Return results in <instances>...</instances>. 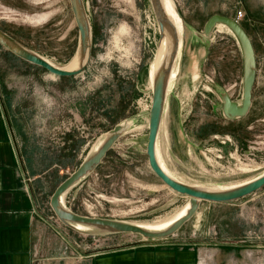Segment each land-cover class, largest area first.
<instances>
[{
    "label": "rangeland",
    "instance_id": "rangeland-1",
    "mask_svg": "<svg viewBox=\"0 0 264 264\" xmlns=\"http://www.w3.org/2000/svg\"><path fill=\"white\" fill-rule=\"evenodd\" d=\"M174 2L186 30L179 68L181 62L187 76L173 80L168 92L164 128L158 136L161 158L190 184L243 183L264 173V0ZM84 4L92 27L86 69L77 76L58 77L0 45L3 98L14 105L15 120L31 138L33 153L41 155L32 154V168L48 171L39 184L48 207L58 183L117 122L128 121L129 133L90 176V185L75 196L69 190L63 204L82 215L153 225L189 201L152 171L146 153L150 66L160 39L159 24L151 0ZM215 14L237 20L255 50L253 106L249 116L233 122L222 118V105L225 96L241 102L247 57L234 32L218 24L210 34L204 33L206 21ZM0 29L57 66L67 65L78 48L70 0H0ZM204 203L211 233L216 230L241 244L264 248V186L234 202ZM74 230L71 237L85 251L145 240L134 233ZM178 231L188 235L192 227ZM193 237L203 238L198 231Z\"/></svg>",
    "mask_w": 264,
    "mask_h": 264
},
{
    "label": "crops",
    "instance_id": "crops-1",
    "mask_svg": "<svg viewBox=\"0 0 264 264\" xmlns=\"http://www.w3.org/2000/svg\"><path fill=\"white\" fill-rule=\"evenodd\" d=\"M181 75L182 65L178 77ZM252 106L253 95L245 116L228 119L222 105V118L229 122L244 119ZM13 108L5 102L0 88V264H264V248L241 244L216 230L210 232L204 202L222 203L209 201H201L197 214L182 226L192 227L188 235L178 231L168 238L143 240L118 249H80L70 235L76 233L74 228L58 220L41 196L39 184L48 171L32 168V154L36 158L41 155L33 153L31 138L16 122ZM127 133L129 130L117 142ZM94 172L70 189L73 196L90 185ZM197 231L203 238L193 237Z\"/></svg>",
    "mask_w": 264,
    "mask_h": 264
},
{
    "label": "water",
    "instance_id": "water-1",
    "mask_svg": "<svg viewBox=\"0 0 264 264\" xmlns=\"http://www.w3.org/2000/svg\"><path fill=\"white\" fill-rule=\"evenodd\" d=\"M70 2L75 22L79 30V43L77 53L80 56H84L88 53V61L85 65L74 70H65L56 67L45 58L23 46L15 38L11 37L1 29L0 45L20 59L43 67L51 74L58 77H72L81 74L86 69V66L91 59L92 47L89 44H91L92 42V27L88 18L84 0H70ZM151 3L159 24L160 37H162L165 30L170 33L174 43V53L172 62L168 65H161L158 68L153 81L146 153L152 171L169 188L181 195L189 197L190 208L187 211L186 215L181 217L167 229L161 231H152L144 229L143 227H140L133 223H128L116 219L82 215L72 211L62 203V195L67 193L76 183H78L84 177L94 172L106 158L107 154L119 140L121 135L126 130H128L129 122L125 121L116 124L106 133L104 139L100 142L99 147L95 151H91V153L77 167V169L74 170L56 187L50 197V207L56 217L61 222L74 229H77L76 225L79 224L104 232L139 234L143 238L148 240L168 238L174 235L186 222H188L197 214L201 201L216 203L232 202L251 195L264 186L263 173L248 183L232 188L208 189L196 187L194 185L174 179L160 165L157 158L156 145L163 121V115L166 110L169 75L171 73L172 66L179 49V37L177 32L172 29V25L162 8L161 1L151 0ZM218 24L227 25L235 33V35L240 40L247 57L246 73L243 83V96L241 102L238 103L230 99L228 96L224 97L223 112L228 119H234L245 116L251 106L252 91L255 83L256 73L255 50L252 41L245 29L237 20L230 17L219 14L212 15L204 26V33L206 35L210 34Z\"/></svg>",
    "mask_w": 264,
    "mask_h": 264
},
{
    "label": "bare ground",
    "instance_id": "bare-ground-1",
    "mask_svg": "<svg viewBox=\"0 0 264 264\" xmlns=\"http://www.w3.org/2000/svg\"><path fill=\"white\" fill-rule=\"evenodd\" d=\"M160 1H161L163 10H164L167 18L169 19V21H170V23L172 25V29L177 32L178 37H179L178 53L176 55L175 61H174L173 66H172L171 73L169 75V82H168V92H169V89L171 87L172 81L175 80L176 78H178V75H179V71H180L179 58H180V52H181V48L183 46L182 45L183 44V38L185 37L186 30H185L184 21H183L182 17L179 15V13H178V11L176 9L174 0H160ZM219 26H223L226 29H228L230 32L233 33V31L227 25L219 24ZM89 45L92 47V42ZM91 50H92V48H91ZM173 53H174L173 40L171 38L170 33L167 30H165V32L163 33L162 37H160V39L158 41V45H157V48H156V51H155V55H154V60H153V62L151 64V66H150L149 83H150L151 88L153 86V81H154V78H155V75H156V72H157L158 68L161 65L170 64L172 62V60H173ZM87 61H88V53L86 55H84V56H80V55H78V53L76 51V53L72 57L71 61L65 66H57L53 62H51V61H49V62L51 64H53L54 66L59 67L61 69L74 70V69H78L79 67L85 65L87 63ZM167 106H168V104H167ZM163 128H164V122L162 121L161 128H160V131H159V135H160V133H161ZM165 129H167V128H165ZM98 147H99V144L96 145L93 150L95 151ZM156 153H157V158L159 160L160 165L163 167V169L171 177H173L174 179L179 180L181 182L190 184V183L186 182L185 180H182L174 171H172L163 162V160L161 158L160 151H159V137H158L157 145H156ZM258 176H260V175H258ZM258 176L254 177V178H251V179H249V180H247V181H245L243 183L233 184V185H230V186L206 187V186H202V185H199V184H191V185H194L196 187H201V188H208V189H226V188H232V187H236V186H240V185H243L245 183H248V182L254 180L255 178H257ZM200 184H202V183H200ZM65 194H63L62 197H61L62 203H63V199H64ZM189 208H190V202L188 201L182 208H179V210H177L173 215H171L170 217L166 218L163 221H160L159 223H156V224H153V225H151V224L150 225L149 224L148 225H146V224L145 225L144 224H135V225L143 227L144 229H147V230L161 231V230L167 229L168 227L173 225L177 220H179L181 217L186 215V213L189 210ZM76 228L87 229V230L91 229L88 226L79 225V224L76 225Z\"/></svg>",
    "mask_w": 264,
    "mask_h": 264
},
{
    "label": "built area",
    "instance_id": "built-area-1",
    "mask_svg": "<svg viewBox=\"0 0 264 264\" xmlns=\"http://www.w3.org/2000/svg\"><path fill=\"white\" fill-rule=\"evenodd\" d=\"M242 15V12H240V16ZM145 240H148V239H145Z\"/></svg>",
    "mask_w": 264,
    "mask_h": 264
}]
</instances>
